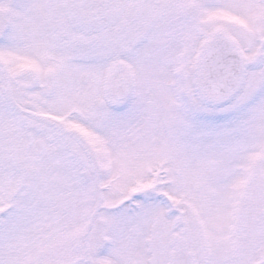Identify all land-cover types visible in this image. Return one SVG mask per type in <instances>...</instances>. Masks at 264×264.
I'll use <instances>...</instances> for the list:
<instances>
[{"label":"snow or ice","instance_id":"1","mask_svg":"<svg viewBox=\"0 0 264 264\" xmlns=\"http://www.w3.org/2000/svg\"><path fill=\"white\" fill-rule=\"evenodd\" d=\"M0 264H264V0H0Z\"/></svg>","mask_w":264,"mask_h":264}]
</instances>
